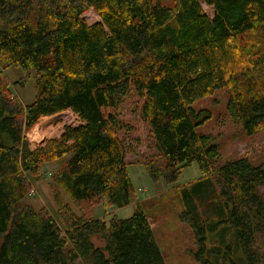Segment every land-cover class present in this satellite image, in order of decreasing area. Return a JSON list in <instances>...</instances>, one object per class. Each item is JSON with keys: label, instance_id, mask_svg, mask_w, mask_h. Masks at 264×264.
Here are the masks:
<instances>
[{"label": "trees", "instance_id": "1", "mask_svg": "<svg viewBox=\"0 0 264 264\" xmlns=\"http://www.w3.org/2000/svg\"><path fill=\"white\" fill-rule=\"evenodd\" d=\"M201 4L213 7L212 18ZM88 6L100 14L91 26L81 18ZM257 29L264 37V0H0V264H165L139 206L106 224L84 214L82 205L122 208L136 199L124 159L137 125L122 111L138 107L147 125L155 151L141 162L148 178L174 183L195 162L200 176L193 188L220 155L196 131L210 112L195 109V101L227 87L229 116L247 134L264 127L263 56L256 59L247 40ZM248 54L262 72L259 85L244 60ZM10 66L36 71L32 103L13 94L3 75ZM67 109L81 122L30 148L24 133L40 117ZM67 154L56 178L82 215L54 195L58 225L47 210L22 200L30 189L26 173ZM214 174L222 214L204 222L189 208L180 212L194 230V259L214 264L206 257L207 233L223 225L245 264H264V161L241 157ZM225 249L221 264H236Z\"/></svg>", "mask_w": 264, "mask_h": 264}, {"label": "rangeland", "instance_id": "2", "mask_svg": "<svg viewBox=\"0 0 264 264\" xmlns=\"http://www.w3.org/2000/svg\"><path fill=\"white\" fill-rule=\"evenodd\" d=\"M162 1L169 2V0ZM201 6L206 15L212 18L213 8L204 6V4H201ZM99 15L91 6H88L83 11L82 18L84 22L91 26L92 23L100 19ZM247 40L248 42H254L257 49L254 57L256 56V59L259 60L263 56V61L260 63L264 65V37L261 35V30H254L249 34ZM249 56L250 54L245 56L244 60L248 61L249 74L259 85L262 72L258 66H253ZM234 68L237 70L236 67ZM3 75L11 84L10 87L13 94L24 105L33 102L34 84H37L38 78L34 69L24 70L10 66L3 70ZM229 97L230 93L226 87V89H219L213 94L195 101L193 104V107L197 110L206 109L210 112V117L203 124L197 126L196 131L199 134L208 135L211 143L217 146L220 154L211 165L209 175L200 181L197 188L192 186L193 180L200 176L195 162L184 167L178 180L174 183L166 184L163 180L152 182L148 178L141 162L152 158L155 155V151L149 139L147 125L140 119L138 107L134 111L129 109L122 111L121 114L123 116L135 117L137 125L136 136L126 141L128 149L124 159L127 162V172L132 181L136 199L134 203L122 208L113 207L103 201L95 204L91 211L90 204L93 203H84L82 205L84 214L91 215L94 218H101L108 224L111 217L127 218L131 215L134 208L139 206L147 215L165 264H200L193 257V252L196 249L195 238L193 237L194 230L190 227V223L180 219V212L184 208L185 210L189 208L194 211L198 221L204 222L207 220L203 218L214 217L217 214L220 216L222 214L220 212L222 203H220L216 194L218 189L216 174H214L216 167L223 165L226 161L241 157H247L254 165L264 161V127L253 134H247L242 124L229 116L227 110ZM65 111L39 118L35 126L41 118L47 117L43 129L44 132L39 141H34L29 137L35 126L24 133L23 136L30 148L41 147L48 139L57 138L61 135L64 126L69 122L67 115L64 113ZM68 157L69 154L58 160L45 162L31 175L26 173L30 189L22 200V204L32 205L35 210H47L53 215L58 225H61V222L58 216V205L53 198L54 195H57L60 202L63 205H67L74 212V215H82L81 208L67 197L56 178L57 171ZM187 186L185 193L180 191L181 188ZM143 189L144 191H142ZM31 190L34 192L31 193ZM91 241L96 246L102 245V241L97 235H93ZM206 245L209 249L206 257L210 258L214 264H221V256L226 251V246L231 248L230 258L232 261L236 264H245L236 238L223 225L217 228L215 232L207 233ZM210 250L215 251V253L210 252ZM262 250L264 251V238L262 240Z\"/></svg>", "mask_w": 264, "mask_h": 264}, {"label": "bare ground", "instance_id": "3", "mask_svg": "<svg viewBox=\"0 0 264 264\" xmlns=\"http://www.w3.org/2000/svg\"><path fill=\"white\" fill-rule=\"evenodd\" d=\"M205 6V5H204ZM213 8V7H212ZM214 10V9H213ZM213 16V15H212ZM81 18H82V14H81ZM83 19V18H82ZM100 21V19L99 20H97L96 22H99ZM96 22H94V23H96ZM93 24V23H92ZM132 59V58H131ZM132 61V60H131ZM70 111L71 110H66L64 113L68 116V118L71 120V121H73L72 123H67L66 125H73V126H75V125H77V124H79L81 121H80V118L79 117H77V118H71V117H69V113H70ZM74 113V112H73ZM76 114V113H75ZM77 115V114H76ZM46 121H47V117H43V118H41L40 119V121H39V123L34 127V129L31 131V133H30V138L32 139V140H34V141H39L41 138L40 137H42V135H43V129H44V124L46 123ZM76 121V122H75ZM63 132V131H62Z\"/></svg>", "mask_w": 264, "mask_h": 264}, {"label": "built area", "instance_id": "4", "mask_svg": "<svg viewBox=\"0 0 264 264\" xmlns=\"http://www.w3.org/2000/svg\"><path fill=\"white\" fill-rule=\"evenodd\" d=\"M69 117H71V118H77L78 117V115H76L75 113H73L72 111H70V113H69ZM67 119H68V121H69V123H72L73 121H71L69 118H68V116H67ZM76 122V121H75ZM74 123V122H73ZM142 191H144V189L142 190ZM34 191L33 190H31V193H33Z\"/></svg>", "mask_w": 264, "mask_h": 264}, {"label": "water", "instance_id": "5", "mask_svg": "<svg viewBox=\"0 0 264 264\" xmlns=\"http://www.w3.org/2000/svg\"><path fill=\"white\" fill-rule=\"evenodd\" d=\"M140 57H141V56H139V55H136V56H135V57H133L131 60H132V61H137V60H139V59H140Z\"/></svg>", "mask_w": 264, "mask_h": 264}]
</instances>
